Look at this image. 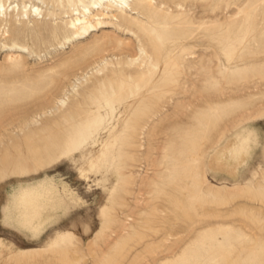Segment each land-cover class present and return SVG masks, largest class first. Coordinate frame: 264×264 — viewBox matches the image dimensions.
Returning <instances> with one entry per match:
<instances>
[{
  "label": "rangeland",
  "instance_id": "1",
  "mask_svg": "<svg viewBox=\"0 0 264 264\" xmlns=\"http://www.w3.org/2000/svg\"><path fill=\"white\" fill-rule=\"evenodd\" d=\"M90 1L0 0V264H264V0Z\"/></svg>",
  "mask_w": 264,
  "mask_h": 264
},
{
  "label": "bare ground",
  "instance_id": "2",
  "mask_svg": "<svg viewBox=\"0 0 264 264\" xmlns=\"http://www.w3.org/2000/svg\"><path fill=\"white\" fill-rule=\"evenodd\" d=\"M90 2L94 9H99L98 6L104 4L107 8H111V12L113 8L121 16L126 14L128 10L134 11V8H132L131 4L133 0H91ZM34 9L36 14L41 11L40 8L36 6L34 7ZM5 12L6 5L1 2L0 18L6 14ZM109 13L110 12L106 13L102 8L92 13L90 8H88L87 6L83 8V12L77 11L75 18L66 21V27L70 34L67 37L68 41L86 38L98 29H102L104 25L103 20L106 17H109ZM114 17H116V15H114Z\"/></svg>",
  "mask_w": 264,
  "mask_h": 264
},
{
  "label": "crops",
  "instance_id": "3",
  "mask_svg": "<svg viewBox=\"0 0 264 264\" xmlns=\"http://www.w3.org/2000/svg\"><path fill=\"white\" fill-rule=\"evenodd\" d=\"M5 206V203H4V205H3V207ZM5 209V208H4ZM4 213V212H3ZM3 221H4V214H3ZM5 222V221H4ZM4 222H3V224H4ZM5 226H7V225H5ZM12 225H10L9 223H8V228H10ZM12 228H14V226H12ZM16 228V227H15ZM20 231H22V230H20ZM22 233L23 234H25L26 236H28L30 239H32V240H34L31 236H29L28 234H26L25 232H23L22 231Z\"/></svg>",
  "mask_w": 264,
  "mask_h": 264
}]
</instances>
